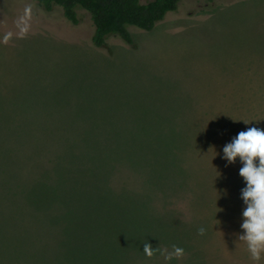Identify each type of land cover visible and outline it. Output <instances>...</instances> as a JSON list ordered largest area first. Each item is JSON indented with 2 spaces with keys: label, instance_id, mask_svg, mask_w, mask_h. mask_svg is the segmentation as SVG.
<instances>
[{
  "label": "rangeland",
  "instance_id": "374dc122",
  "mask_svg": "<svg viewBox=\"0 0 264 264\" xmlns=\"http://www.w3.org/2000/svg\"><path fill=\"white\" fill-rule=\"evenodd\" d=\"M76 11L73 25L58 7L0 0V264H53L57 228L42 222L46 198L34 184L56 180L80 139L122 152L99 196L115 190L122 208L145 204L151 238L158 222L169 234L152 255L128 252L115 264H264L239 239L244 165L223 158L240 131L264 129V0H181L152 31L129 27L134 47L108 37L110 51L91 43L89 14ZM130 141L146 157L139 166L126 160ZM107 220L120 230V219ZM82 237L86 260L103 264L88 258L97 242ZM60 250L74 264L78 252Z\"/></svg>",
  "mask_w": 264,
  "mask_h": 264
},
{
  "label": "trees",
  "instance_id": "16d2710c",
  "mask_svg": "<svg viewBox=\"0 0 264 264\" xmlns=\"http://www.w3.org/2000/svg\"><path fill=\"white\" fill-rule=\"evenodd\" d=\"M34 1L45 12L52 11L54 7L60 8L63 17L73 25L79 22L77 8L87 12L93 26L91 43L96 48H105L109 51L110 48L106 42L108 37H117L126 45L134 47V36L129 31V27L150 32L168 13L175 12L181 2V0H147L146 2L140 0ZM94 143L98 142L91 143L83 139L73 142L70 147L75 149L74 154L61 156H65V161L64 164L56 168L57 179L50 180L47 178L44 179L46 183L37 182L34 184V186L39 185L40 195H44L46 198L45 204L42 205L44 213L42 222L48 224L51 229L53 226L57 228V230H49L59 242L53 264H67L60 246L78 252L74 264H81V261L83 264L93 263L89 259L86 260V253L79 248L77 244L79 236L80 241L83 240L82 236H84L86 238L91 237L97 242V247L91 254L92 257L88 256V258L103 264H115L117 260L115 257L120 254L126 256L128 252H145L144 245L154 243L157 238L168 243L167 227H162L160 222H158L162 229L160 234L151 238V222L154 223L155 218L152 219V212L150 208H145V204L131 202V207L122 208L123 200H120L122 196H119L115 190H109L104 197L99 196L98 186L101 184L104 175H107V178L117 170L116 166L122 160V152L116 148H105L106 144L102 145L103 149L101 150L100 144ZM126 145L130 150L133 149L132 152L125 155L129 163H132L133 166H139L138 164L146 161L144 155L141 156L139 152L134 153L136 149L140 148V143L130 141ZM155 155H157L156 152ZM115 161L119 162L116 163ZM5 162L0 155L1 167L5 166ZM73 172L80 174L78 179L70 178L69 175L74 174ZM50 178L52 179V177ZM13 182L15 184L14 180ZM20 188H22V199L27 200L26 194L29 189L23 186ZM36 190L33 189L32 193ZM56 208H59V211ZM98 213L101 214V217H93V214L97 215ZM122 213H124V219L120 217ZM107 217L120 219V230L112 227L114 223L110 224L112 220L109 222ZM5 219L4 215L3 220L5 221ZM7 220L9 221V217ZM65 231L67 235L62 238ZM155 250L156 248L151 244V251ZM45 253H47L46 250L41 251L40 249V256L44 260L46 259Z\"/></svg>",
  "mask_w": 264,
  "mask_h": 264
},
{
  "label": "clouds",
  "instance_id": "9594fccd",
  "mask_svg": "<svg viewBox=\"0 0 264 264\" xmlns=\"http://www.w3.org/2000/svg\"><path fill=\"white\" fill-rule=\"evenodd\" d=\"M223 154L229 163H234L239 157L244 165L239 175L247 184L242 193L247 207L243 211L244 222L241 225L244 233L239 239L246 242L251 258L259 261L264 255V129L251 127L240 131L232 142L224 146ZM203 233L201 228L200 234ZM144 250L152 255L150 243L144 245ZM181 253L182 249H175L176 255Z\"/></svg>",
  "mask_w": 264,
  "mask_h": 264
}]
</instances>
